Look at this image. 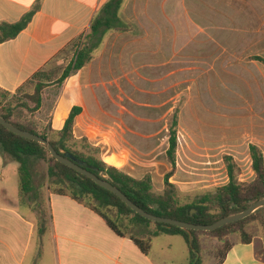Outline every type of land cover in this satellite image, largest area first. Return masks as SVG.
Here are the masks:
<instances>
[{"label": "crops", "instance_id": "obj_1", "mask_svg": "<svg viewBox=\"0 0 264 264\" xmlns=\"http://www.w3.org/2000/svg\"><path fill=\"white\" fill-rule=\"evenodd\" d=\"M107 1L0 0V24L18 22L35 9L27 27L17 37L0 44V89L15 95L29 88L35 73L51 68L81 36L88 33L93 18ZM191 1H196L199 7L223 8V0ZM174 2L187 6L190 0H126L121 18L132 28L110 32L94 59L65 80L59 92L54 94L55 106L48 124L56 131L61 130L71 109L80 106L82 112L76 118L75 137L87 138L99 150L102 160L136 179L150 174L154 189L162 192L171 164L167 160L169 141L160 143L158 122L165 121L163 131L169 132L168 121L179 108L177 171L171 182L182 193L191 194L216 189L229 182L223 158L214 160V155H210V152L222 147L220 143L224 138H220L218 133L211 136L210 129L203 130V138L199 136L197 144L193 139L196 136L194 132L182 134V117L188 106L191 103L202 105L204 98L202 91H199L197 95L176 103L175 89H212L219 80V85L224 84L221 72L224 63H229V60L223 56L220 28H214L216 33L210 32L212 28L207 25L212 23L211 20L208 23L207 19L199 29L202 37L199 36V41L195 43L201 52L191 55L192 49L188 50V46L184 47L183 53L186 54L178 57L179 54L170 51L174 36L164 28L168 19L161 22L157 9L160 6L169 8ZM258 19L260 24H264V16ZM242 22L252 25V16H244ZM213 24L218 26L220 21L214 19ZM246 38L244 36L242 40ZM212 44L218 47V53L205 59L206 51ZM255 56L264 58L245 53L233 56L244 57L243 60L250 62L252 74L237 69L236 74L232 75V82L242 87L264 88V64L253 60ZM201 64L205 66L202 71L198 67ZM218 65L221 67L219 71ZM208 66L209 70L206 69ZM208 71L214 72L215 77L205 83L200 82ZM116 73L119 76L112 77ZM194 73L198 81H191ZM138 84H147L151 89L150 99L147 100L144 93L143 100L147 103H141L136 110L141 116L127 112L124 106L127 89H137ZM122 87L126 92L120 90L115 95L114 90ZM112 96H119L118 100H113ZM108 105L117 108L111 109ZM238 110L242 114L252 111L246 107ZM248 113L241 117H230L235 123H246L236 134L245 136L249 132L257 133V138L261 136L263 140L258 139L254 144L260 146L264 154V114L263 117L252 118ZM253 119L255 123H252ZM196 152H203L202 158L196 160L197 156L191 157ZM233 156L241 168L240 181H252L255 173L251 167L250 149L246 150V155L237 150ZM50 196L53 201L60 199V215L65 219H56L53 225H47L45 233H41L40 226L25 211L32 209V199L28 198L26 203H22L20 194L11 197L6 188L0 189V264H42L47 249H51L53 254L52 264H159L153 255V241L149 253L145 254L129 235L119 236L103 217L90 208L68 195L51 192ZM143 227L139 226V230L136 232L137 227L134 231L141 238L149 235ZM222 264H264L262 234L255 233L249 243L234 240Z\"/></svg>", "mask_w": 264, "mask_h": 264}, {"label": "trees", "instance_id": "obj_2", "mask_svg": "<svg viewBox=\"0 0 264 264\" xmlns=\"http://www.w3.org/2000/svg\"><path fill=\"white\" fill-rule=\"evenodd\" d=\"M125 1L108 0L103 4L93 18L88 33L81 36L77 41L73 59L63 69L58 78H55L56 70L44 69L38 71L30 81L34 92L24 99L0 89L7 101V104L0 102V116L22 130L48 139L58 153L71 154L76 163L82 164L100 178L108 180L135 204L151 214L193 224L210 225L224 217L247 210L253 203L264 198V154L257 144L252 143L249 146L252 160L251 167L255 173L254 179L250 182L240 181L238 164L231 155L224 157L229 177V182L226 185L214 190L184 194L171 182L172 176L177 171L179 108H176L168 121L169 147L167 149V160L171 164V170L165 175V186L162 192H157L154 189L150 174L142 179H136L102 160L99 150L89 144L87 139L83 138L81 142L76 139L74 126L76 118L82 112L80 106H74L71 109L63 128L59 131L54 130L50 124H42L41 121L34 118L35 113L43 106L44 91L50 83L62 86L67 78L94 59L110 32L128 31L132 28L130 24L121 18ZM34 13L35 9L18 22L0 24V44L17 37L27 27ZM252 59L264 64L263 57L255 56ZM10 96L11 98L8 99ZM79 146L85 147L94 153L82 151L78 148ZM0 149H3L19 163L20 200L22 203H26L27 199L30 198L33 202H36L35 209H33L38 213V225L41 233H45L47 227L46 216L44 212L43 215L41 212L44 194L42 196L41 190L34 184V173L29 162L30 158L46 160L49 163V177L56 179L58 182L67 183L69 193L63 188L55 193L68 195L78 203L90 208L103 217L109 227L119 236L129 235L145 254H148L152 247L153 237L164 234L180 235L189 246L190 264H201L197 256L200 251L199 236L201 234L206 233L224 240L228 235L239 232L241 235L240 241L249 243L254 235L247 232L245 227L255 221H259L264 227V207L259 208L243 220L229 223L214 231H188L176 226H166L142 217L113 192L57 161L40 143L18 136L2 124H0ZM113 209L116 210L117 219L121 221L122 227L104 211L109 212ZM192 210H196V213L191 214ZM123 217L127 219L126 222L123 221ZM149 225H154L155 230L149 232L148 236L141 238L134 232L135 228L139 226ZM231 246L232 243L221 254L219 264H222Z\"/></svg>", "mask_w": 264, "mask_h": 264}, {"label": "rangeland", "instance_id": "obj_3", "mask_svg": "<svg viewBox=\"0 0 264 264\" xmlns=\"http://www.w3.org/2000/svg\"><path fill=\"white\" fill-rule=\"evenodd\" d=\"M188 4L189 5L184 6L182 4H179V2H174L173 5L169 8H161L160 6L157 9V16L161 22L164 19H168L169 25L165 21L164 28L169 30V34L171 36H174V41H172L170 51L179 54L178 57H183V55L186 54L183 53L185 51L184 47L188 46V50L192 49L191 55H194L197 52H201L197 48V44L195 43H197L200 37H202L199 35V29L200 26L205 25L207 19L208 23L209 20H211L210 23H212L207 25L208 28H212V30H209L210 32L216 33L217 30H215L214 28H220L219 35H221L222 38L221 48L223 56L225 60H229V63L225 62L223 65V72H221V75L225 83L222 85H219V80V82L217 81L216 83V87L212 89H175L174 97L176 103L179 100L188 98L189 96L193 97L197 95L199 91H202V97L204 98V104L199 105L191 103L188 106V109L182 117L181 133L185 134L187 132H194L196 136H194L193 139L197 144L199 141V136L203 138V130L207 131L210 129L211 136H214L216 133H218V135L220 134V138H224L220 143V145L222 144V147L217 151L215 150L210 152V155H214V160H219L221 157L224 160V157L226 155L233 156L237 150L245 152L246 155V150L249 149L248 144L250 146V144L258 142V139L263 140V138L261 136L257 138V133L251 134L249 132L245 136L236 134V131L241 132V128H243L242 126L246 125V123H235V120L230 117H241L243 115L245 116L248 112L246 114H242L238 110V108L242 109L243 107L250 108L252 110L250 111V113H248L249 115H252V118H258V116L263 117L264 88L242 87L238 84L236 85L235 82H232V75L236 74V72L238 71L237 69L243 70L242 72H245L244 70H247L252 74V64L250 62L243 60L244 57L234 58L233 56H235V54L237 53L264 56V24H260L258 19L259 17L264 16V0H223V8L221 9L205 8L204 6L199 7L196 1L191 0ZM248 15L252 16V25H245V23L242 22L243 17ZM214 19L220 21V25L217 26L213 24ZM244 36H247L248 38L242 40ZM186 43H188L189 45H186ZM75 45L76 44L73 45L68 53L62 55L61 58L56 60L52 67L49 68L50 70H56L55 78H58L62 74L63 69L73 59L75 54ZM209 46L211 47L206 51L208 52V54L205 59L212 58L218 53L217 46L213 44ZM196 55H198V57H204L202 56V54ZM202 60H204V58ZM258 66L261 67L260 64H258ZM198 67L199 70L202 71L204 70L205 66L201 64ZM209 68L210 66H208L206 69L209 70ZM217 70H221V67L219 65L217 66ZM118 76L119 74L116 73L112 77L117 78ZM211 77H215L214 72L208 71L203 80H201L200 82L203 83L204 81H210L212 79ZM194 80L198 81V79H196L195 73L191 76V81ZM28 87L29 88H27L26 90H23L22 92L16 94V96L24 99L26 96L32 95L34 92L33 85L29 84ZM48 87L49 88H46L44 91L45 101L43 103V106L39 111L35 113L34 117L36 120L41 121L42 124L45 125L48 124L49 117L52 116V112L55 106L54 94L58 93L60 90L59 84L56 85L55 83H50ZM120 90L126 92V89L122 87L120 89L114 90V94L118 95V92ZM150 90L151 89L147 84H143L142 86L138 84L137 89H127V100H125L126 104H123L127 108V112L131 114H138V116H141V113L136 110L140 107L141 103H147L145 102V100H143L144 93L146 95V99H150ZM118 97H113L112 99L117 101ZM9 98H11V96L8 97V99ZM0 102L7 104L6 97L2 95V91H0ZM148 103H150V101H148ZM31 105L33 106L34 104L32 103ZM108 107H110L111 109H114L115 107L117 108V106L114 105H108ZM163 111H166V108H163ZM210 111L216 113L217 116ZM220 114L228 117L224 118L220 116ZM196 117H199V119L197 120ZM136 123L138 122L136 121ZM165 123V121L158 122V127H160V143H166L169 141V132H166L165 130L163 131ZM252 123H255L254 119ZM258 133H260V135L262 134V132ZM262 136H264V133L262 134ZM208 138L210 137L208 136ZM77 140L81 142V139ZM164 146L165 145H163V147ZM78 148L88 153H94L93 151H90L85 147L79 146ZM202 154L203 152H196L192 154L191 157L197 156V160L198 158H202ZM181 157L182 154H180V158ZM233 158L235 160L234 156ZM29 162L34 173V184L41 190L40 192L42 193V196L44 194V201L41 212L42 215L44 212L46 216L47 225H53L56 219H58L59 221H63L65 218H62V216L60 215V208L58 206L60 199L56 198L55 201H53L50 193H55L60 188L65 189L66 192L69 193L67 183L58 182L56 181V179L49 177V163L46 160L30 158ZM235 162L237 163L236 160ZM18 166V162H16L3 149H0V189L2 187L6 188L11 197H17L19 194ZM238 168V172L240 174L241 168L239 164ZM34 205H36V202L32 201V209H25V211H27L30 219L38 224L39 216L38 213H36V210H34ZM104 211L112 220L116 221V223H118L122 227L121 221L117 219L116 210L113 209L109 212H107L106 210ZM123 221L126 222L127 219L123 217ZM143 228L145 233L155 230L154 225L144 226ZM245 228L251 235L260 233L264 238V227L260 224L259 221L251 222ZM137 230H139V227L136 229V232ZM240 238L241 235L239 232L228 235L224 240H220L206 233L201 234L199 236L200 251L197 255L200 263L219 264L221 254L225 251L226 247L234 240ZM152 241L154 242L153 255L159 264H190L191 256L189 246L183 237L179 235L164 234L158 236L155 239L152 238ZM47 246H49L48 242ZM53 260L54 259L53 254L51 253V249H47L42 264H52L54 263Z\"/></svg>", "mask_w": 264, "mask_h": 264}, {"label": "water", "instance_id": "obj_4", "mask_svg": "<svg viewBox=\"0 0 264 264\" xmlns=\"http://www.w3.org/2000/svg\"><path fill=\"white\" fill-rule=\"evenodd\" d=\"M0 124L5 126L9 131L13 132L14 134L21 136L23 138L35 141L40 143L44 148H46L50 155L54 157L57 161H59L62 164H65L75 170L78 174L86 176L90 179H92L96 184L99 186H102L103 188L113 192L117 196L121 198V200L129 206L133 211L136 213L140 214L142 217L151 220L153 222L157 223H162L165 224L166 226H176L184 230H199V231H214L224 225H227L229 223L237 222L240 220L245 219L246 217L250 216L253 214L256 210H258L261 207H264V198L253 203L247 210L242 211L237 214H233L227 217H224L214 224L210 225H199V224H193L181 220H176L173 218H167V217H162V216H157L154 214H151L141 207H139L137 204H135L132 200L128 198L127 195H125L118 187L114 186L112 183H110L108 180L102 179L90 170H88L86 167H84L82 164L76 163L73 160V157L71 154L66 153V154H60L56 151L54 146L50 143L48 139L43 138L40 135L34 134L29 131L22 130L18 127H16L14 124L11 122L7 121L5 118L0 116ZM196 213V210H192L191 214Z\"/></svg>", "mask_w": 264, "mask_h": 264}]
</instances>
